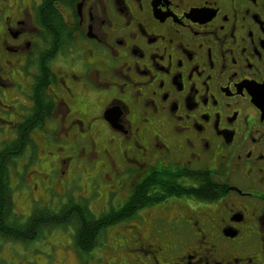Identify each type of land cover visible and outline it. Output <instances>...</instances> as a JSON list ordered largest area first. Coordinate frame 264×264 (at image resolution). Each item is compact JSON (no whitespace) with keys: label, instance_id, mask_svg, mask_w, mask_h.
<instances>
[{"label":"flooded vegetation","instance_id":"af4514ba","mask_svg":"<svg viewBox=\"0 0 264 264\" xmlns=\"http://www.w3.org/2000/svg\"><path fill=\"white\" fill-rule=\"evenodd\" d=\"M3 173L0 264H264V0H0Z\"/></svg>","mask_w":264,"mask_h":264},{"label":"trees","instance_id":"16d2710c","mask_svg":"<svg viewBox=\"0 0 264 264\" xmlns=\"http://www.w3.org/2000/svg\"><path fill=\"white\" fill-rule=\"evenodd\" d=\"M6 173H3L2 179H0V202L10 200L8 186L6 185ZM69 212L72 216H60L58 217L57 226L67 228L68 226L73 227V246L80 248L81 250L91 247L94 243V237L98 234L99 229L104 227V224H99L95 221L86 206L81 204L73 205ZM0 217L4 219V222L0 224V232L10 236L13 232L17 231L19 227L17 222H9L8 220L14 218L11 214V207H1ZM33 217H40L37 211L33 212ZM13 228V230L11 229Z\"/></svg>","mask_w":264,"mask_h":264},{"label":"rangeland","instance_id":"374dc122","mask_svg":"<svg viewBox=\"0 0 264 264\" xmlns=\"http://www.w3.org/2000/svg\"><path fill=\"white\" fill-rule=\"evenodd\" d=\"M28 165H29L31 170H34L37 168L36 161L34 163H28ZM71 190H73V193L75 195V196H73V198L74 199L77 198L78 194L80 193V190L76 188V185H75V187H72ZM70 194H68V195L70 196ZM27 195H28V191H25L22 193H19L17 191H13V197H14V200L16 203L15 204V212L21 213L22 215L25 213H28L29 207H30V201H29L30 199H29V196H27ZM26 196L28 197V199ZM25 197H26V199H25ZM71 198L69 199V201L72 200ZM92 204H93V202H92ZM92 204H91V206L93 207V210L97 211L98 208L94 207ZM72 228L73 227L70 228L71 231L73 230ZM51 240L53 242H67L66 238H64L62 236H53V237H51ZM10 253H11V251H8L7 248H4V250L0 251V254L4 255L6 257H8L10 255Z\"/></svg>","mask_w":264,"mask_h":264}]
</instances>
